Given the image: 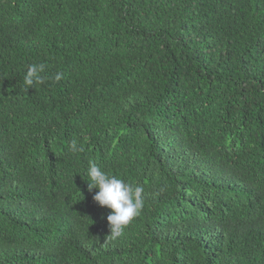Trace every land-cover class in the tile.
I'll return each instance as SVG.
<instances>
[{
  "label": "trees",
  "instance_id": "16d2710c",
  "mask_svg": "<svg viewBox=\"0 0 264 264\" xmlns=\"http://www.w3.org/2000/svg\"><path fill=\"white\" fill-rule=\"evenodd\" d=\"M0 264H264V0H0Z\"/></svg>",
  "mask_w": 264,
  "mask_h": 264
},
{
  "label": "clouds",
  "instance_id": "9594fccd",
  "mask_svg": "<svg viewBox=\"0 0 264 264\" xmlns=\"http://www.w3.org/2000/svg\"><path fill=\"white\" fill-rule=\"evenodd\" d=\"M44 64L28 66L24 76L27 88L34 84L43 83L40 73L44 72ZM63 73L57 72L54 79L58 82ZM72 151L81 150L76 141L71 143ZM90 183L88 189H98L93 195V200L100 206H107L111 211L107 215L110 232L107 239L116 240L124 233L125 228L140 215L144 207V187L140 184L128 183L115 174L104 171L96 162L90 161L87 169Z\"/></svg>",
  "mask_w": 264,
  "mask_h": 264
}]
</instances>
